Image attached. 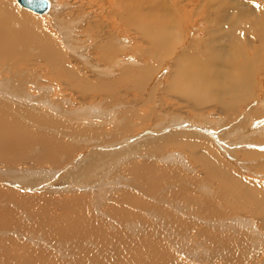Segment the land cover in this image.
I'll return each instance as SVG.
<instances>
[{"label": "bare ground", "instance_id": "6f19581e", "mask_svg": "<svg viewBox=\"0 0 264 264\" xmlns=\"http://www.w3.org/2000/svg\"><path fill=\"white\" fill-rule=\"evenodd\" d=\"M48 1L0 0V264H264V179L227 161L264 178V0Z\"/></svg>", "mask_w": 264, "mask_h": 264}, {"label": "rangeland", "instance_id": "374dc122", "mask_svg": "<svg viewBox=\"0 0 264 264\" xmlns=\"http://www.w3.org/2000/svg\"><path fill=\"white\" fill-rule=\"evenodd\" d=\"M59 0H57V2H58ZM64 2H69L70 0H63ZM80 1H83V0H80ZM80 1H76V0H72V2H74L75 4H78V2L80 3ZM85 1V0H84ZM92 0H86V2H91ZM94 1H97V0H93L92 2L94 3V4H97V2L95 3ZM107 2V1H106ZM176 4H179L178 2H179V0L178 1H174ZM171 3V5H175V3ZM181 2V1H180ZM247 2H249V1H247ZM101 3H105V2H101ZM189 3V4H188ZM180 4H183V5H185V7L184 6H182L183 7V9L186 11L185 13H186V15L189 17L190 15H192V12H191V10L187 7V5H190L191 4V2L189 1V0H186V2L185 3H180ZM111 5V4H110ZM93 6V5H92ZM109 6V5H108ZM108 6H106V13H109V14H104V17L106 18V25H109V24H111L112 22H114L116 19H115V17H113V14H112V8H110V7H108ZM112 6V5H111ZM98 7V6H97ZM182 7H181V9H182ZM187 7V8H186ZM84 8H87L86 10H89V11H87L88 12V14L89 13H92L91 12V10L90 9H88V5L86 4L85 6H84ZM95 8V7H94ZM97 9V8H96ZM182 9V10H183ZM70 10V9H69ZM74 10H76V12H75V15L74 16H72V12L74 11ZM80 9H78L77 10V8H72L71 10H70V14H69V16H70V18L68 17V19H70V22L73 20V18H74V20L73 21H77L76 19H78L79 18V16H80V14H81V10L79 11ZM97 11V10H96ZM98 12H100V11H98ZM187 12H188V14H187ZM65 13V12H64ZM63 13V14H64ZM62 14V16L63 17H65L66 18V16H64ZM190 14V15H189ZM76 16V17H75ZM83 16H84V14H83ZM86 16V15H85ZM76 18V19H75ZM111 19H112V21H111ZM114 20V21H113ZM117 21V20H116ZM201 21V20H200ZM202 22V21H201ZM78 26V27H77ZM76 26V29L74 30L73 29V34L75 35H77L76 37H78V38H76V40L77 41H80L81 39V37H79V35L81 34V31H82V29H85V27H84V25H80V24H78ZM83 27V28H82ZM81 29V30H80ZM77 33H79V34H77ZM86 38L85 37H83V40L86 42L85 43V45H88L89 44V42H90V40L88 41L87 39L85 40ZM124 41V39H121L120 40V43L121 42H123ZM89 51V50H88ZM139 57H137V61H139L140 62V58L138 59ZM141 63V62H140ZM262 73H264V66H263V68H262V71H261ZM261 79V78H260ZM161 81V76L159 75L158 76V79H157V82H156V84H155V86L159 83ZM259 82H261V83H264V78L262 79V80H259L258 81V85L260 86V83ZM264 96H262L261 97V99H262V105H261V107L264 109V98H263ZM132 98V99H131ZM131 98H129V99H127V101H130V102H137V103H139V101H140V98H137L136 96L135 97H131ZM141 102V101H140ZM93 104H96V103H94L93 102ZM93 104L91 103V104H88V105H90V106H93ZM253 107H257L255 104H251L250 106H249V109H251V108H253ZM119 108V107H118ZM140 108H142L141 106H139L138 107V109H140ZM118 110H120V109H118ZM130 110V109H129ZM125 111H128V110H125ZM214 117H216V116H214ZM222 117V116H221ZM254 123H258V122H261L260 124H261V126L264 124V120L263 121H260V120H257V119H255L254 121H253ZM255 124V125H256ZM259 127V126H258ZM214 131H216V133H218L219 135L221 134V132L223 131L222 130V128H216L217 130H215L214 128H212ZM220 139H222V138H220ZM224 140V139H223ZM225 143H227V142H225ZM246 146H248V147H244L243 149L244 150H246V151H252V149L251 148H253V150L255 151V149L257 150V152H259L258 150L259 149H257L256 147L257 146H253V144H247ZM251 146V147H250ZM226 147H228V145H226ZM263 148H264V146H262ZM228 148H231V147H228ZM233 148V149H232ZM231 149L233 150V151H235V154H238V152L241 150L240 148H237L236 146H234V147H232ZM247 148H250V149H248L247 150ZM260 148V147H259ZM102 149V151H108V150H106L105 148H101ZM235 149V150H234ZM261 150H262V148H260ZM264 150V149H263ZM262 150V153H264V151ZM92 151L93 150H91V149H88L87 150V153L85 152V154L86 155H88V156H90L91 154H92ZM220 151V150H219ZM83 152V151H82ZM228 152H229V150H228ZM237 152V153H236ZM220 153V152H219ZM260 153H261V151H260ZM85 154H83V155H85ZM236 155H232V157H230V156H228L227 157V161L228 160H230L229 162L231 163V165H233L234 167H236V168H239V170L241 171H243V172H245V174L244 175H246V176H248V177H251V178H257V179H259V180H261V181H263V179L264 178H259V177H255V176H251V171L252 170H250L249 168H250V166H252L254 163H261L260 162V160H258L257 162H254V160L253 161H247L246 163H248V165L245 163H243L245 166H246V169L247 170H245V167L242 165L241 167H240V165L242 164V163H240V162H242V160L241 161H239L238 159H239V157H238V159H237V157H235ZM230 158H232V159H230ZM234 158H235V161H234ZM264 160V159H263ZM238 161V162H237ZM253 163V164H252ZM234 164H236V165H234ZM255 165V164H254ZM241 168V169H240ZM249 170V171H248ZM241 171V172H242ZM69 173H70V171H68V172H66V174H65V178H67V176L69 175ZM186 173L188 174V175H192V173H193V171L190 169V168H187L186 167ZM249 173V174H248ZM259 175L260 174H262V173H258ZM250 175V176H249ZM264 176V175H263ZM64 177V176H63ZM63 177H61V178H63ZM60 178V179H61ZM188 182V185L191 183V182H189V181H187ZM264 182V181H263ZM108 183V182H107ZM176 186H179V183H176ZM57 187H60L61 189H62V187H64L63 185H62V183H57ZM97 188V187H96ZM97 189H99V188H97ZM111 191V190H110ZM109 190L107 191V192H110ZM76 193H78V192H76ZM79 194V193H78ZM77 194V195H78ZM181 195H185V196H187L188 197V199L187 200H185V201H183V202H191L192 200H191V198H193V199H195V196H196V190L194 189V187L193 186H191V185H189L184 191H178L177 192V197H179V199L181 200ZM163 218V220L165 221L166 220V222H169L170 221V216H165V217H162ZM166 218V219H165ZM21 245H23V244H21ZM135 246L137 247V249H139V247H141V245H140V243H138L137 241H135ZM88 247V258L89 259H91V260H93V259H103L104 257H110V258H115V259H117V261L119 262L120 260H121V262H123V261H125V260H129L131 257H132V252L129 250V249H126V250H122V249H118V248H116V249H114V250H112V251H109L108 252V254L107 255H105V256H101L100 254H99V251H98V245H97V243L96 242H93L90 246L88 245V244H84V248H83V250L85 249V248H87ZM68 249H69V247H66V248H62V250L64 251V252H68ZM54 252H55V254L60 258V255H59V253H58V246L54 249ZM69 253H73V255L74 256H76V257H79L81 254H80V252H79V249L77 248V247H75L74 249H73V251H69ZM190 254V253H189ZM178 258H181V259H183L184 258V256L183 255H178ZM193 258V257H192ZM186 261H189L188 260V258H186ZM195 263H198V262H195ZM92 264H96V263H92Z\"/></svg>", "mask_w": 264, "mask_h": 264}, {"label": "water", "instance_id": "95a60500", "mask_svg": "<svg viewBox=\"0 0 264 264\" xmlns=\"http://www.w3.org/2000/svg\"><path fill=\"white\" fill-rule=\"evenodd\" d=\"M17 2L21 6L39 15L46 14L50 8L48 0H17Z\"/></svg>", "mask_w": 264, "mask_h": 264}]
</instances>
